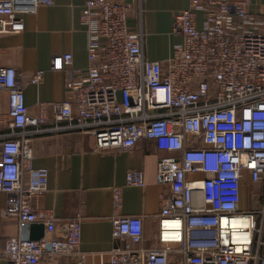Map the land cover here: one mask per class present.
<instances>
[{"label":"built area","instance_id":"1","mask_svg":"<svg viewBox=\"0 0 264 264\" xmlns=\"http://www.w3.org/2000/svg\"><path fill=\"white\" fill-rule=\"evenodd\" d=\"M264 0H190L178 12L175 44L165 62L148 59L143 34L131 31L134 0H86L81 24L88 67L73 55L53 56L51 70L66 74L65 99L26 104L27 86L45 71L24 77L0 67L1 217H14L19 235L2 254L7 264H89L81 249L82 218L59 220L38 202L49 172L33 167L32 137L88 132L100 152H124L141 140L159 152L157 181L170 188L158 222L157 245L136 249L143 217L123 216V189L113 190L115 246L107 264H264ZM54 0H0V34H21L22 15ZM202 16L198 27V15ZM247 180L263 186V204L250 206ZM126 185L144 187L130 171ZM43 224L44 236L24 232Z\"/></svg>","mask_w":264,"mask_h":264},{"label":"crops","instance_id":"2","mask_svg":"<svg viewBox=\"0 0 264 264\" xmlns=\"http://www.w3.org/2000/svg\"><path fill=\"white\" fill-rule=\"evenodd\" d=\"M86 0H54L53 6H42L34 14L22 15L25 30L21 34H0V67H14L24 77L43 70L39 86H27L26 104L58 103L65 99L66 74L51 70L53 56L71 53L73 68L85 73L88 67L87 35L81 24ZM190 0H134L128 19L131 31L143 34L145 56L165 62L175 44L182 38L172 34L175 15L189 8ZM252 12H264L253 4ZM202 16L198 15V27ZM33 167L49 172L48 189L38 202L40 209L50 210L59 220L81 217V251L89 264H107L115 246L111 218L114 213L113 190L123 189L120 213L143 217L144 233L136 249L157 245L158 222L170 198V188L157 181L159 152L152 140H141L129 151L100 152L88 132L69 131L34 136L29 141ZM130 171L145 175L144 187L126 185ZM263 186L247 180L245 191L252 196L250 206L263 204ZM7 196L0 192V212ZM29 229L24 232L29 237ZM19 235L16 218L0 216V264L10 238Z\"/></svg>","mask_w":264,"mask_h":264},{"label":"water","instance_id":"3","mask_svg":"<svg viewBox=\"0 0 264 264\" xmlns=\"http://www.w3.org/2000/svg\"><path fill=\"white\" fill-rule=\"evenodd\" d=\"M29 231V239L37 241L44 236L45 227L43 224H32Z\"/></svg>","mask_w":264,"mask_h":264}]
</instances>
